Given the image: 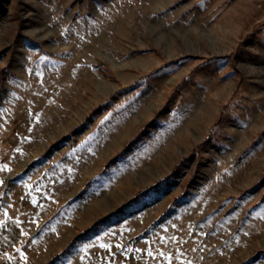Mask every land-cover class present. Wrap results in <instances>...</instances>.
<instances>
[{
  "label": "rangeland",
  "instance_id": "374dc122",
  "mask_svg": "<svg viewBox=\"0 0 264 264\" xmlns=\"http://www.w3.org/2000/svg\"><path fill=\"white\" fill-rule=\"evenodd\" d=\"M6 218L15 264H264V0H0Z\"/></svg>",
  "mask_w": 264,
  "mask_h": 264
},
{
  "label": "crops",
  "instance_id": "0c3cea01",
  "mask_svg": "<svg viewBox=\"0 0 264 264\" xmlns=\"http://www.w3.org/2000/svg\"><path fill=\"white\" fill-rule=\"evenodd\" d=\"M0 264H15L14 254H5L14 246L17 232L16 225L12 219L0 220Z\"/></svg>",
  "mask_w": 264,
  "mask_h": 264
},
{
  "label": "snow or ice",
  "instance_id": "6c2138e0",
  "mask_svg": "<svg viewBox=\"0 0 264 264\" xmlns=\"http://www.w3.org/2000/svg\"><path fill=\"white\" fill-rule=\"evenodd\" d=\"M0 224H2V222H0ZM103 247H107L106 245H102Z\"/></svg>",
  "mask_w": 264,
  "mask_h": 264
}]
</instances>
